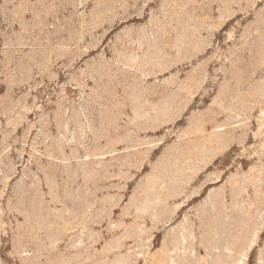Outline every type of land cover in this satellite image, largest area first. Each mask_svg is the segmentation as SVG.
<instances>
[{"label":"rangeland","instance_id":"374dc122","mask_svg":"<svg viewBox=\"0 0 264 264\" xmlns=\"http://www.w3.org/2000/svg\"><path fill=\"white\" fill-rule=\"evenodd\" d=\"M0 264H264V0H0Z\"/></svg>","mask_w":264,"mask_h":264}]
</instances>
